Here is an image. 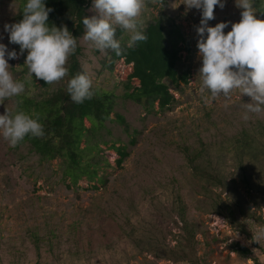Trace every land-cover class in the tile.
I'll return each mask as SVG.
<instances>
[{
  "label": "rangeland",
  "instance_id": "374dc122",
  "mask_svg": "<svg viewBox=\"0 0 264 264\" xmlns=\"http://www.w3.org/2000/svg\"><path fill=\"white\" fill-rule=\"evenodd\" d=\"M20 3L0 0V42L17 52L19 45L9 43L4 25L20 20ZM256 6L264 12V0H256ZM240 13L235 0H227L223 8L216 7L215 19L209 23H234ZM88 14H95L92 1ZM258 14L264 18V13ZM159 18L165 23L168 40H178L181 48L178 71L189 75L188 83L179 85L166 80L176 101L164 112L158 107L148 111L125 97L132 65L120 60L110 69L106 49L99 50L84 36L79 40L83 47L80 61L93 88L113 92L116 100L112 119L93 138L101 147L92 155L101 160L99 178L104 182L84 177L73 184L65 175L62 158H43L28 142L10 147L0 135V264H56L68 251L83 254L88 261L93 256V264L100 260H104L101 264H193L160 258L154 252L174 248L180 241L185 221L177 211L179 206L185 220L197 224L196 248L202 264H255L251 257L227 246L235 242L250 248L264 264V226L256 219L240 218L246 232L227 219L229 226L219 235L213 233L210 219L219 214L211 209L221 189L197 174L190 162L198 150L230 147L235 138L242 139L253 130L264 133V112L248 113L245 105L251 98L239 89L205 103L210 93L200 90L202 61L197 54L201 12L188 10L183 0H144L140 30ZM130 38L131 32L125 30L122 40L129 43ZM26 55L9 61L14 78L25 82V92L0 102V113L20 110L25 97H48L66 82V76L48 85L37 80L24 64ZM133 83L139 85L137 80ZM117 113L125 117L128 131L117 122ZM246 113L248 119H244ZM86 125L91 126L89 121ZM133 138L137 140L134 145ZM114 145H125L130 152L122 165L117 164ZM248 171L254 173L255 167L248 165ZM258 172L264 177L263 159ZM236 178L253 210L264 216V207L260 209L248 197L241 175ZM166 229L167 234L161 233ZM211 235L225 241L216 242ZM105 250L111 260L100 256Z\"/></svg>",
  "mask_w": 264,
  "mask_h": 264
},
{
  "label": "trees",
  "instance_id": "16d2710c",
  "mask_svg": "<svg viewBox=\"0 0 264 264\" xmlns=\"http://www.w3.org/2000/svg\"><path fill=\"white\" fill-rule=\"evenodd\" d=\"M91 1L47 0V5L54 9L49 15L50 22L67 25L76 36L78 47L68 59L69 72L66 75L65 84L52 95L41 100L25 97L24 104H21L22 108L20 109L40 116L44 135L41 137L28 136L18 145L28 142L43 158H62L66 165L65 175L71 179L73 184H78L84 177L90 182L96 180L104 182L103 178H99L101 160L94 156L96 154L92 155V151L95 150L98 153L101 147L97 141H93V138L106 122L112 119L116 105L115 95L107 90L93 88L94 95L83 103L74 102L67 92L68 81L77 74L85 72L80 61L83 47L79 40L85 34L82 21L85 16H89L88 8ZM24 3L25 0H21L20 9ZM22 17L23 12L20 10L19 19ZM142 31L145 32L148 39L128 47V43L122 40L125 30L117 27L116 38L121 42L122 51L117 55L114 50L106 49L109 53V68L113 69L120 60L132 64L133 70L125 82V97L143 104L148 111H155L158 107V111L164 112L170 109L176 101L175 94L171 91V86L166 80L179 85L180 82L188 83L189 75L188 73L181 74L178 71L181 48L178 45V40L171 42L168 40L166 26L162 18L150 22ZM134 80H138L139 85H134ZM44 83L48 85L45 81ZM116 117L117 122L128 131L129 124L125 117L119 113L116 114ZM86 121L90 122V127L86 125ZM136 141V138H133L131 144H136ZM84 143L85 146H83ZM113 148L119 155L117 164L122 165L130 155L127 146L114 145ZM262 159L264 160V133L260 134L255 130L245 133V137L242 139L235 138L230 142V147L222 145L215 148L206 147L196 151L190 157L195 172L213 187L221 189V192L213 200L211 211L224 215L237 230L242 232H246V229L243 222L240 221L241 217L244 219L254 218L264 226V216L253 210L250 201L241 190L236 176L241 175L248 197L262 209L264 207V177L261 172H258ZM248 165L255 167L254 173L248 171ZM223 193L227 194V200L223 198ZM157 206L159 205L157 204ZM183 210L182 206L177 208L181 218L185 221L180 241L174 248L154 250V252L158 257L174 262L186 260L193 264H202L196 248L197 224L188 223ZM161 233L167 234V229ZM211 237L216 242L225 241V239H219L213 235ZM227 246L242 256L251 257L255 264H260L259 258L247 246L238 242ZM108 252L105 250L100 256L111 260L112 257ZM57 261L56 264H76L75 261L93 264V256L88 261L83 254L68 251L62 253ZM103 262L104 260H100L95 263ZM106 262L108 261L106 260Z\"/></svg>",
  "mask_w": 264,
  "mask_h": 264
},
{
  "label": "clouds",
  "instance_id": "9594fccd",
  "mask_svg": "<svg viewBox=\"0 0 264 264\" xmlns=\"http://www.w3.org/2000/svg\"><path fill=\"white\" fill-rule=\"evenodd\" d=\"M227 0H183L188 10L201 12L196 28L198 56L202 63L199 76L201 92L205 90V103L218 96H229L239 89L251 98L245 105L248 113L264 112V18L256 6V0H235L241 9L237 22L221 21L212 26L217 6L223 8ZM144 0H92L95 14L85 16L82 23L84 38L103 51L112 49L121 54V42L116 38L117 26L131 32L128 47L146 41L148 36L139 28ZM23 17L14 23H5L10 44L19 45V52L9 50L8 44L0 42V102L25 92V82L14 78L10 72V60L27 52L24 64L30 75L47 84L62 80L69 72L68 59L76 52V36L67 25L50 22L54 10L47 0H25L20 9ZM229 31L225 29L229 28ZM67 92L76 103H83L94 95L93 81L86 72L72 77ZM2 104V103H0ZM244 119H248L247 113ZM0 135L15 148L28 136L41 137L44 128L38 114L24 110L0 113Z\"/></svg>",
  "mask_w": 264,
  "mask_h": 264
},
{
  "label": "built area",
  "instance_id": "2783aa9c",
  "mask_svg": "<svg viewBox=\"0 0 264 264\" xmlns=\"http://www.w3.org/2000/svg\"><path fill=\"white\" fill-rule=\"evenodd\" d=\"M122 61L125 62L124 60ZM132 68H133V65H132ZM210 220H211V225L213 227V233H216L217 235H219L220 230L227 228L229 226L228 221L225 218V216L213 214Z\"/></svg>",
  "mask_w": 264,
  "mask_h": 264
}]
</instances>
